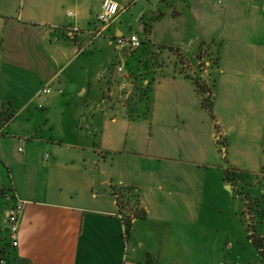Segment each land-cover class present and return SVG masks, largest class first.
<instances>
[{
    "label": "crops",
    "instance_id": "crops-1",
    "mask_svg": "<svg viewBox=\"0 0 264 264\" xmlns=\"http://www.w3.org/2000/svg\"><path fill=\"white\" fill-rule=\"evenodd\" d=\"M103 1L0 0V116L7 104L13 113L0 123L6 264H264L227 177L243 171L252 195L264 194V0H114L122 12L97 36ZM146 22L150 46L178 53L160 56L143 122L172 161L156 167L127 159L140 126L123 102L146 57L116 41ZM213 54L218 65L199 74L214 79L215 120L181 73L182 61L198 74ZM114 186L138 188L148 213L128 241ZM8 196L24 204L17 247L3 231ZM256 230L264 239V217Z\"/></svg>",
    "mask_w": 264,
    "mask_h": 264
},
{
    "label": "rangeland",
    "instance_id": "rangeland-1",
    "mask_svg": "<svg viewBox=\"0 0 264 264\" xmlns=\"http://www.w3.org/2000/svg\"><path fill=\"white\" fill-rule=\"evenodd\" d=\"M125 18H129V15H127ZM151 21L152 19H149V22ZM149 22L145 23L144 29L142 28L139 30L135 26L132 29H130L126 35V38L130 37L132 34L137 35L140 40L145 38L146 41H143L140 48L142 50V55L146 57V61L141 63V66H142L141 69H144L145 71L143 75L138 76L136 74L134 75L132 73L130 74L132 75V77L130 78L132 80L133 87H134L131 95H133L134 97L129 96L128 98L125 99V101L123 100L124 101L123 103L124 105L127 106V109H128L127 111L131 115L132 119L137 120L138 121L137 125L140 126V130H139L140 134L138 135L136 139L134 136L132 155L127 157V159H129V162L134 165L138 163H142L143 165H149V166L156 167V166H160V164L170 165L172 161H170L169 159H162V160L160 159V136H158L157 142L155 140V137L152 138V140L149 139L148 130L146 129V127H143V122H145L144 120H146V118L149 117V113H150L149 107H150L151 101L153 100L151 99V97H153V94L151 95L149 92H151L156 86L160 84V78L162 75L161 70H162V67L165 66V61L160 60L161 58L160 56H162V54L166 52V54H169L170 57L171 56L177 57L178 53L174 48L169 49L168 51L164 52L163 49L159 45H154V47L150 46V44L147 42L148 38H150L149 35L151 31L149 30V28H151V25L149 24ZM96 25L97 27H99L98 22L96 23ZM145 28L147 30H145ZM207 51H208V47H201L198 58H201L202 60V56L206 54ZM213 55H214L213 58L211 59V61H209V64H210L209 66H206L205 62H200L198 74L195 72L192 73V65L190 62L184 63L181 60L182 61V65H181L182 72L181 73L187 75L186 77L190 79L194 85L198 84L200 85V87H204L207 90H210L211 92L209 95L210 103L212 102V99L214 100V85H215L214 79L211 77L210 72H207V74L204 76H201V74L199 73L203 74L205 71H208L210 66L211 68H214L215 66L218 65L217 54H213ZM171 66H172V62L169 63V67ZM129 68H131V65L129 66ZM148 93L150 95H148ZM205 96L207 97L208 95H205ZM135 97H137V99H135ZM141 101L145 102L144 104L147 105L148 110H146V107H144L143 110H140L139 107H140ZM4 109H2L4 114L2 113L0 116V123L8 118L7 117L8 113ZM214 133H215V130H214ZM215 134H216V142L218 143L219 150L222 153L223 146L225 145L224 143L225 140L223 139L222 133H220L218 130H216ZM158 135H160V133ZM169 148L170 149H166V152L169 154H172L173 150L171 149V147ZM121 160H122V157L120 158V161ZM250 178L251 177L249 174L243 171H238V170H231L230 176L228 177L230 187L233 188L234 191H236V194L238 195L239 198L245 201L246 208L244 212V220H245V224L247 227L246 228L247 232L249 231L253 232V228L256 225H258L260 221V217H259L260 212L262 210L260 205L262 203V199L264 198V194L262 191H261L262 192L261 195H259L258 197H254L252 195L250 191V185H249V183L252 182ZM114 187H118V186H114ZM261 188L263 189V186H261ZM254 202H258V205L260 207L255 206L253 204ZM205 211H208V210H205ZM211 213L225 214L226 210L218 209L217 207L213 206L211 208ZM4 257L6 258L5 252H4Z\"/></svg>",
    "mask_w": 264,
    "mask_h": 264
},
{
    "label": "trees",
    "instance_id": "trees-1",
    "mask_svg": "<svg viewBox=\"0 0 264 264\" xmlns=\"http://www.w3.org/2000/svg\"><path fill=\"white\" fill-rule=\"evenodd\" d=\"M145 30H147L145 28ZM151 30V28H149ZM196 85V84H195ZM196 90L198 94L201 96V105L203 109H205L208 113V115L215 119V114H214V100L212 99V102L210 103L209 95H210V90H207L204 87H200V85H196ZM205 95H208L207 97ZM5 109L7 111V119H5L3 122L7 124L10 122L13 118V113L10 109V104L4 105ZM3 113V111H2ZM4 114V113H3ZM230 172L227 175V177L230 176ZM112 196L116 200V204L118 207V215L120 216L123 225H124V237L126 241L129 240L131 232H132V227L134 224V221L136 220H144L147 218L148 213L146 209L142 206L141 204V197H140V192L138 189L134 187H123V186H118V187H112ZM255 206L260 207L258 205V202L253 203ZM262 209V207H261ZM259 215V214H258ZM260 221L258 225H256L253 228V233L250 236V240L254 244L255 248L258 250L259 254L262 256V259L264 260V239L256 235V228L261 224L262 219L264 217V212L261 210L260 212ZM5 251H2V254H4ZM6 263H7V258H5ZM150 264H153L150 261ZM154 264H159V263H154Z\"/></svg>",
    "mask_w": 264,
    "mask_h": 264
},
{
    "label": "built area",
    "instance_id": "built-area-1",
    "mask_svg": "<svg viewBox=\"0 0 264 264\" xmlns=\"http://www.w3.org/2000/svg\"><path fill=\"white\" fill-rule=\"evenodd\" d=\"M122 8L119 3L114 0H104L102 3V10L97 17V22L99 23V27H97L93 35L101 36L102 33L108 29L111 24L118 18L121 14ZM117 44L120 46H127L131 50H137L141 47L142 42L139 37L135 34H132L130 37L125 38H117ZM122 70V68L120 69ZM52 93L51 86L43 89L42 95H48ZM43 108V105L39 106ZM24 204L23 202L18 201L14 196L7 197V204L5 209V218H6V229L3 230L7 233L6 239L10 241L13 247H17L19 245V221L20 216L23 212ZM0 264H6L5 257L0 253Z\"/></svg>",
    "mask_w": 264,
    "mask_h": 264
},
{
    "label": "water",
    "instance_id": "water-1",
    "mask_svg": "<svg viewBox=\"0 0 264 264\" xmlns=\"http://www.w3.org/2000/svg\"><path fill=\"white\" fill-rule=\"evenodd\" d=\"M22 263H24V260H20L18 264H22Z\"/></svg>",
    "mask_w": 264,
    "mask_h": 264
}]
</instances>
